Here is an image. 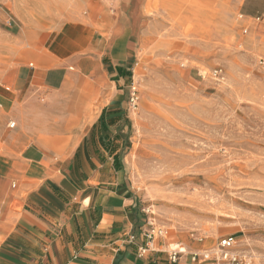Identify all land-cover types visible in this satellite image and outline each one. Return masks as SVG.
<instances>
[{
	"label": "rangeland",
	"instance_id": "obj_1",
	"mask_svg": "<svg viewBox=\"0 0 264 264\" xmlns=\"http://www.w3.org/2000/svg\"><path fill=\"white\" fill-rule=\"evenodd\" d=\"M83 25L144 40L129 64V175L168 232L156 243L197 264L192 253L233 235L264 264V0H0V152L18 128L15 80L36 67L21 63Z\"/></svg>",
	"mask_w": 264,
	"mask_h": 264
},
{
	"label": "crops",
	"instance_id": "obj_2",
	"mask_svg": "<svg viewBox=\"0 0 264 264\" xmlns=\"http://www.w3.org/2000/svg\"><path fill=\"white\" fill-rule=\"evenodd\" d=\"M27 54L0 152V264H174L129 175L126 101L143 38L91 25ZM168 235V234H167ZM159 238H166V236ZM181 259V257H180Z\"/></svg>",
	"mask_w": 264,
	"mask_h": 264
},
{
	"label": "built area",
	"instance_id": "obj_3",
	"mask_svg": "<svg viewBox=\"0 0 264 264\" xmlns=\"http://www.w3.org/2000/svg\"><path fill=\"white\" fill-rule=\"evenodd\" d=\"M259 64L264 67V58H260ZM222 70H215L213 76L220 78ZM129 104L136 108L138 104V89L137 86L132 83L129 88ZM16 123H12L11 127H15ZM148 239V243L145 247L140 248V253L143 255L150 249V245L155 238L163 237L168 234L167 231L156 230L154 224L149 221V229L145 232ZM238 240L235 236H226L221 238L216 246L212 249H205L200 252H194L191 254V261L197 264H253V257L248 255L244 256L237 251ZM171 261L177 263L180 260L181 251L171 250L169 252Z\"/></svg>",
	"mask_w": 264,
	"mask_h": 264
},
{
	"label": "trees",
	"instance_id": "obj_4",
	"mask_svg": "<svg viewBox=\"0 0 264 264\" xmlns=\"http://www.w3.org/2000/svg\"><path fill=\"white\" fill-rule=\"evenodd\" d=\"M119 70V74L120 75H126V73H128V75H131V72H127L125 69H123V68H119L118 69Z\"/></svg>",
	"mask_w": 264,
	"mask_h": 264
}]
</instances>
